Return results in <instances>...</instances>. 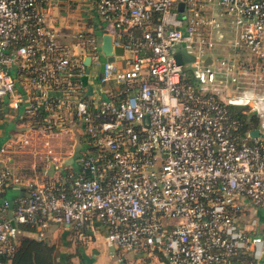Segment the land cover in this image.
Instances as JSON below:
<instances>
[{
	"label": "built area",
	"instance_id": "built-area-1",
	"mask_svg": "<svg viewBox=\"0 0 264 264\" xmlns=\"http://www.w3.org/2000/svg\"><path fill=\"white\" fill-rule=\"evenodd\" d=\"M50 1L0 0V110L20 80L31 128L76 127L86 150L64 181L21 182L0 159V264L16 252L23 226L50 240L53 227L84 225L105 227L117 252L168 264H264V0H99L125 64L103 62L99 83L117 90L96 107L83 57L69 54L47 22ZM224 16L237 52L214 66ZM82 43L99 61L95 38ZM184 43L195 61L181 65L175 54ZM187 68L197 84L185 83ZM229 106L256 114L259 136L241 135ZM14 183L25 191L2 197Z\"/></svg>",
	"mask_w": 264,
	"mask_h": 264
},
{
	"label": "crops",
	"instance_id": "crops-1",
	"mask_svg": "<svg viewBox=\"0 0 264 264\" xmlns=\"http://www.w3.org/2000/svg\"><path fill=\"white\" fill-rule=\"evenodd\" d=\"M98 1L99 0H90L89 4L85 3L88 10V16H86L85 19L79 21V24L77 25L70 23L71 25H74L76 32L71 29L69 23L66 24L64 28H62V31L57 30L58 28H61L60 20L59 18L57 19V17L52 19L49 18L47 20V22L49 20L52 21H50L51 23L48 22V24L55 28L59 41L61 45L64 46L65 50L71 55L83 57L84 63L85 57L91 56L88 53L87 49L89 47H87V44L85 49H83L84 44L82 43L83 41L78 39V37H80L79 35L92 34L94 35L96 42L100 41L99 43L102 46L103 37L108 34L106 32V26L108 25V22L100 14L98 9ZM180 16L182 17V15ZM221 19L223 20L224 29L226 32V41L222 46L215 50V52H218L222 56H235L237 51H232L228 46V41L235 37V32L229 28V22L225 16ZM105 61H108L107 55L104 62ZM116 62L118 65L125 64L122 62V60L116 59ZM102 64L103 62H98L94 65V60L92 58L89 65L85 63L87 67L83 81L85 86L88 88L93 107H96L100 96L108 97L110 95L108 91L114 93L117 90L113 84L100 85L98 78L103 69ZM102 87L103 92H100ZM15 100L18 101V107H13V105H15ZM28 100L29 96L25 92L23 82L19 80L17 82L14 94L12 96L6 97L4 105L0 110V159L4 160V163L14 170L15 177L20 179L21 182H25L26 180L64 181L66 174L68 173V169H77L79 157V155H77V148L79 146L84 147L82 142V134L76 127L74 128L70 126L66 128V130L56 134H50L46 132L44 133L41 130L31 128V119L25 117L24 115V108L29 102ZM66 118L68 120V117ZM26 139L28 144L25 143ZM47 141L49 142L50 148L52 149V154L47 153V147L45 145ZM3 148L8 150L7 153L3 154L1 152ZM22 151H27V154H32L30 160L23 163V165L19 163L18 160H15V157ZM24 191L25 187L23 186V183L21 185L20 183H14L8 194V197L16 198ZM68 228L69 227L67 226L51 228L48 231V235L52 236L50 241L57 243L59 249L63 251L64 256H69L70 261L75 264H102V261L99 260V257L101 256L100 250L102 245H106V242L102 241V243H98L96 241V236L94 235L92 240L84 241L85 244H78L77 242L73 247V241H70V235L72 234H70ZM101 228L102 227H99V229ZM111 252H109V257L114 258L111 256ZM117 253L119 257H121V260H119L117 256L118 264H123L124 262L128 263L130 261L129 258L124 257L123 253L125 252L118 251ZM135 255L134 256L137 257V259H142L141 261L143 263L144 260L145 262H149L152 259L150 257L141 258L139 255Z\"/></svg>",
	"mask_w": 264,
	"mask_h": 264
},
{
	"label": "trees",
	"instance_id": "trees-1",
	"mask_svg": "<svg viewBox=\"0 0 264 264\" xmlns=\"http://www.w3.org/2000/svg\"><path fill=\"white\" fill-rule=\"evenodd\" d=\"M180 6V5H179ZM179 9V7H178ZM180 15H183L182 10L179 9ZM133 36L135 38L141 37L143 33V28H134L131 29ZM128 35L123 34L122 38L124 41L128 40ZM94 38L92 34H82V37H78L80 41L87 42L88 39ZM89 46V44L87 43ZM186 72V84H197L196 76L190 68L185 69ZM4 103L2 104L3 107ZM229 111L234 118L239 122V133L241 135H246L251 133L255 129L260 128V120L258 116L252 112H249V109L243 107L239 108L237 106H229ZM44 119V116H41L39 120ZM54 131L56 129H53ZM60 130V128H57ZM73 169H68V173ZM13 185L8 184L5 186V191L2 193V197L9 198L8 194L12 189ZM23 234L20 237V243L16 252L10 257L8 264H75L70 261V257L64 256L63 251L58 247L57 243H53L47 239H39L35 236L38 232L37 227L32 226H23ZM70 234H88L89 227L84 226H74L68 228ZM81 264V263H79ZM84 264V263H83Z\"/></svg>",
	"mask_w": 264,
	"mask_h": 264
},
{
	"label": "rangeland",
	"instance_id": "rangeland-1",
	"mask_svg": "<svg viewBox=\"0 0 264 264\" xmlns=\"http://www.w3.org/2000/svg\"><path fill=\"white\" fill-rule=\"evenodd\" d=\"M85 3L86 4H89L90 3V0H51L49 2L48 8L46 10V12H47V18L48 19L49 18L52 19L54 17H57V19L59 18V20H60V27L61 28H58L57 30L62 31V28H64L66 26V24L72 23V24H76L77 25V24H79V21L85 19L86 16H88L87 15L88 14V10L86 8L87 6L85 5ZM64 4H66L67 6L64 5ZM182 17L185 18V15H182ZM50 21L51 20H49L48 22L51 23L52 21L51 22ZM70 27H71V29L74 32H76V30L74 29V25H71L70 24ZM99 42L100 41L97 42V45L99 47V49L97 51V54L100 57L98 62L101 63V62H104V60H106V54H105V52L102 51L101 44ZM85 47H86V45L84 44L83 49H85ZM87 47H89V46H87ZM211 54L214 57V66L217 65L218 58L228 57V56H222L218 52L216 53L215 51H212ZM94 56H95V54H93V57ZM98 62H97V60H94V65L96 63H98ZM225 85H227L229 93H232V94L236 93V90H235L233 84L227 83ZM262 89L264 90V85L262 86ZM60 132H62V131L56 129L52 133L53 134H56V133H60ZM84 149L86 150V148L79 146L77 148V155H79L80 154V151L81 150H84ZM27 153H28L27 151L26 152H23V151L20 152L19 155H17L15 157V160H18L19 163H21L23 165V163H25L26 161H29L30 158L32 157V154H30V153L27 154ZM251 218L252 217L246 215V220L247 221H245V223H244L246 228H250V226H251L250 225ZM173 222L176 223L178 221L173 220V219H170V223L173 224ZM257 230L258 231L261 230V226L260 225L257 226ZM94 235L96 236V241L98 243H102V241H104V238H105V235H106L105 227H102L101 229L98 228L97 230H96V228L95 229H90L88 231V234H85V235H83V234H79V235L73 234V235H70V239H71L70 241H73V244L72 245L74 247L75 246L74 244H76L77 242H78V244H83L84 241L92 240V238H93ZM82 246H85V245H82ZM72 250H70V251H72ZM115 250H116L115 248L108 247L107 245H105V246L102 245L101 246V250H100V255L101 256L99 257V260L102 261V264H118L117 263V256H115L114 258H110L109 257V252H111V251L114 252L115 254H117V251H115ZM123 252H125V253H123L124 254V257L129 258V260H130L129 262L127 261L128 263H125L124 262L123 264H168L165 259H163L162 257H160L157 254H150V255L147 254V253L146 254H140L139 257H141V258H143V257H150V258H152L149 262L148 261L145 262V260H144V263H143L141 261L142 259L138 258L139 259L138 260L137 257H135L136 255L133 252H129V251H123ZM70 253H74V252H70Z\"/></svg>",
	"mask_w": 264,
	"mask_h": 264
},
{
	"label": "water",
	"instance_id": "water-1",
	"mask_svg": "<svg viewBox=\"0 0 264 264\" xmlns=\"http://www.w3.org/2000/svg\"><path fill=\"white\" fill-rule=\"evenodd\" d=\"M180 10L184 9V4L181 3L179 6ZM102 51L105 52L107 55V60L108 61H116L117 60H123L124 59V48L122 46H114L113 45V37L112 35L106 34L103 37V43H102ZM175 58L178 64L184 65V64H189L193 61H195V56L190 54L187 50V47L184 44H182V47L178 48L176 50ZM91 62V57H85V63L90 64ZM211 62V57H208L205 64H209ZM103 68V64H102ZM240 109L243 108L242 106H238ZM259 129H255L251 132V135L253 137L259 136Z\"/></svg>",
	"mask_w": 264,
	"mask_h": 264
}]
</instances>
